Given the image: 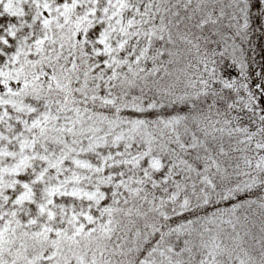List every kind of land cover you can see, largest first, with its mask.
Masks as SVG:
<instances>
[{
    "label": "snow or ice",
    "instance_id": "6c2138e0",
    "mask_svg": "<svg viewBox=\"0 0 264 264\" xmlns=\"http://www.w3.org/2000/svg\"><path fill=\"white\" fill-rule=\"evenodd\" d=\"M0 264H264V0H0Z\"/></svg>",
    "mask_w": 264,
    "mask_h": 264
}]
</instances>
